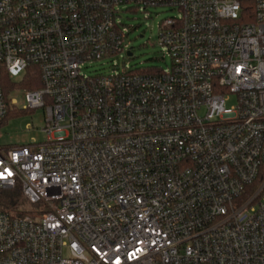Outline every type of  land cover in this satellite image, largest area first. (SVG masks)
I'll use <instances>...</instances> for the list:
<instances>
[{
  "label": "built area",
  "instance_id": "built-area-1",
  "mask_svg": "<svg viewBox=\"0 0 264 264\" xmlns=\"http://www.w3.org/2000/svg\"><path fill=\"white\" fill-rule=\"evenodd\" d=\"M157 6L169 68L83 71ZM30 66L45 140L0 146V264H264V0H0V121Z\"/></svg>",
  "mask_w": 264,
  "mask_h": 264
},
{
  "label": "rangeland",
  "instance_id": "rangeland-1",
  "mask_svg": "<svg viewBox=\"0 0 264 264\" xmlns=\"http://www.w3.org/2000/svg\"><path fill=\"white\" fill-rule=\"evenodd\" d=\"M177 14V11L168 6L150 7L146 11L124 10L121 20L131 28L127 40L132 56L128 57L125 52H120L110 59L91 62L83 71L88 74L109 73L113 64L119 68L125 66L132 69L152 66L169 68L171 59L158 40L159 23ZM24 94L23 89H16L9 95L16 109H27L28 112L12 115L0 125V146L26 145L33 141L45 140L42 131L45 126V111L42 107L30 109ZM226 105H234V100L228 101Z\"/></svg>",
  "mask_w": 264,
  "mask_h": 264
},
{
  "label": "trees",
  "instance_id": "trees-1",
  "mask_svg": "<svg viewBox=\"0 0 264 264\" xmlns=\"http://www.w3.org/2000/svg\"><path fill=\"white\" fill-rule=\"evenodd\" d=\"M2 89L7 102V112L5 117L0 121V125L10 116L28 112L27 109H16L13 104L10 105L9 95L15 89L36 90L41 87L39 72L36 66H30L26 72L17 80L12 81L6 74L1 79ZM11 146V145H3ZM22 200L20 189L17 187L10 190H0V210L18 204Z\"/></svg>",
  "mask_w": 264,
  "mask_h": 264
},
{
  "label": "water",
  "instance_id": "water-1",
  "mask_svg": "<svg viewBox=\"0 0 264 264\" xmlns=\"http://www.w3.org/2000/svg\"><path fill=\"white\" fill-rule=\"evenodd\" d=\"M128 55H131V52H128Z\"/></svg>",
  "mask_w": 264,
  "mask_h": 264
}]
</instances>
